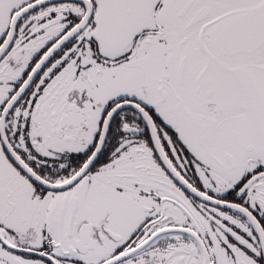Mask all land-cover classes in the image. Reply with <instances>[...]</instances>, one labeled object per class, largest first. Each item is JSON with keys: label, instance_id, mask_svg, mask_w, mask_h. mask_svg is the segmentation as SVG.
Here are the masks:
<instances>
[{"label": "snow or ice", "instance_id": "obj_1", "mask_svg": "<svg viewBox=\"0 0 264 264\" xmlns=\"http://www.w3.org/2000/svg\"><path fill=\"white\" fill-rule=\"evenodd\" d=\"M0 264H264V0H0Z\"/></svg>", "mask_w": 264, "mask_h": 264}]
</instances>
